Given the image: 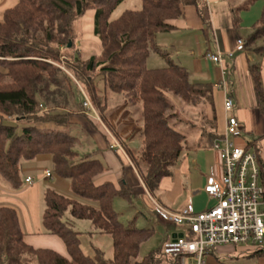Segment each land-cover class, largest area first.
I'll use <instances>...</instances> for the list:
<instances>
[{
  "label": "trees",
  "instance_id": "obj_1",
  "mask_svg": "<svg viewBox=\"0 0 264 264\" xmlns=\"http://www.w3.org/2000/svg\"><path fill=\"white\" fill-rule=\"evenodd\" d=\"M125 1L19 0L0 20V179L19 190L24 185L22 162L50 157L55 174L69 179L75 194L98 203L96 208L51 189L45 192L44 228L63 241L67 256L28 244L18 211L10 206H0V264H25L27 255L34 257L38 264L181 263L178 258L167 257L163 246L136 261L142 246L154 236V230L139 229L134 222L125 226L114 207L117 199L131 201L136 195L133 189L125 183L120 189L111 182L97 185V178L107 172L108 167L91 156L80 158L75 149V136L22 124L77 125L72 116L83 115L85 111L80 85L108 127L111 124L107 95H125L129 106L141 105L143 123L139 134L141 149H128L126 153L151 196L160 189L162 180L172 175L186 150L212 148L219 137L217 118L215 115L210 118L207 112V105H213L214 87L194 83L190 72L173 63L156 42L159 34L170 31L173 23L184 16L186 7L195 6L202 17L203 7L198 0H141L140 10H127L111 21L114 11ZM253 3L250 1L244 7L232 9L233 25L237 30L241 27L240 12L248 10ZM92 10L96 12L94 34L100 40V47L96 54L84 58L78 49L75 23ZM252 30L248 49L262 56L264 7ZM152 52L160 55L168 67L148 68ZM62 64L70 74L58 66ZM248 71L263 105L260 67L250 64ZM101 83L104 89H101ZM170 95L189 107L184 109L188 115L191 110L198 109L200 117L189 115L193 121L186 122L177 112ZM7 120H16L17 124H8ZM187 124L190 132L198 135L194 146L188 145L189 133H185L183 127ZM247 148L258 157L264 184L260 147L252 142ZM68 210L74 218L90 221L97 233L112 238V260L106 261L102 250H96L94 256L84 253L81 233L63 220ZM217 249L220 248L211 250ZM246 252L264 257V247L247 248Z\"/></svg>",
  "mask_w": 264,
  "mask_h": 264
},
{
  "label": "crops",
  "instance_id": "obj_2",
  "mask_svg": "<svg viewBox=\"0 0 264 264\" xmlns=\"http://www.w3.org/2000/svg\"><path fill=\"white\" fill-rule=\"evenodd\" d=\"M253 1V5L248 10L240 12L241 27L237 30L233 25L232 9L243 7L245 2L240 6H232L230 0H198L203 7V17L195 6L186 7L184 16L173 23V28L170 31L159 34L156 42L162 50L169 54V59L173 63L177 61L178 65L187 70L188 68L193 70L191 76H193L194 83L211 84L214 87L213 105H207V112L210 118L213 115L217 118L218 135L222 136L225 133L228 118L236 117L247 134L246 140H237V144L246 146V144L255 142L260 147V159L264 166V104H260L254 81L248 71L250 64H257L260 67L264 89V55L255 54L250 49H248V53L237 50V41L243 38L242 31L252 30V26L260 18L264 7V0ZM18 2L19 0H0V20L4 13L8 9L14 8ZM249 38L250 36L244 41L248 42ZM95 47L99 51L100 44L98 43ZM208 52L213 54L221 52L223 62L221 64L209 63L205 59ZM228 97L234 101L235 107L232 113H227L225 110V101ZM130 109L128 104L113 111H110L108 107V117L111 126L117 127V137L125 146V150L138 151V148L133 146L140 138L141 128L134 122ZM91 118L94 117L84 111L83 115L72 116V121L79 125H86L87 122L95 125ZM96 120L100 122L97 118ZM90 133L96 140L99 149L107 150L103 159L108 170L112 171L100 175L96 184L111 182L120 189L122 183H125L133 189L136 195L145 194L143 199L146 205L157 214L154 203L156 201L149 194L128 157L125 156L129 162L128 167H122L114 155V153L116 155L118 153L110 148V138L107 132L104 135L106 136L105 144L94 131H90ZM49 158L39 160L38 165L21 164L24 185L19 190L13 189L7 181L0 179V206H10L18 211L28 244L35 248L51 249L67 256L63 241L57 236L47 233L43 225L44 194L50 189L46 184L48 180L54 182L53 175L46 176L47 173H50L52 159ZM219 158V152L212 148L188 151L186 156L183 153L182 158L173 169L172 175L161 182L158 190L161 200L158 204L173 212L180 211L187 206H192L197 213L211 209L216 201L205 193L204 188L211 173H214L218 182L222 184L224 171L221 158L220 160ZM41 170L42 174H36ZM28 178H33L32 185L26 183ZM57 185L58 182H55L53 189L56 191L59 188ZM157 216L159 217L158 214ZM187 233L188 229L175 228L172 237L165 242L173 240L174 235L180 236ZM226 248L209 251L205 256V264H221L216 256V251H229L224 250ZM94 249L95 251L101 250L98 247H94ZM246 251L247 249L240 250L241 253L247 254ZM188 264H195V260L189 259Z\"/></svg>",
  "mask_w": 264,
  "mask_h": 264
},
{
  "label": "built area",
  "instance_id": "obj_3",
  "mask_svg": "<svg viewBox=\"0 0 264 264\" xmlns=\"http://www.w3.org/2000/svg\"><path fill=\"white\" fill-rule=\"evenodd\" d=\"M237 50L248 53L247 42L239 39ZM205 59L209 63L221 64L223 54L208 52ZM82 95L85 112L94 115L106 129L110 148L127 156L124 145L104 125L90 98L84 91ZM234 107L233 99L228 97L225 101L226 112L232 113ZM246 135L239 120L230 116L225 133L213 142L212 149L220 154L224 178L220 184L214 173L208 177L204 191L216 201L211 209L197 213L192 206H187L173 212L154 202L162 220L176 226H186L191 234L190 237L187 233L182 238L165 242L163 252L167 257L180 259V264H188L189 259H194L195 264H205V256L213 248L264 245V184L258 157L247 148V144H237V140H246ZM46 176L51 177V174L47 173ZM26 183L32 185L34 182L28 178Z\"/></svg>",
  "mask_w": 264,
  "mask_h": 264
},
{
  "label": "rangeland",
  "instance_id": "obj_4",
  "mask_svg": "<svg viewBox=\"0 0 264 264\" xmlns=\"http://www.w3.org/2000/svg\"><path fill=\"white\" fill-rule=\"evenodd\" d=\"M250 1H253V0H241V1L235 0L234 2H232V6H240L244 2L245 3L243 5L246 6L247 4H250ZM141 8H142L141 0H126L114 11V13L111 16V21L118 19L127 10H140ZM95 15H96V12L94 10L89 11V13H87L86 16H84L83 18H80L75 23V30H76L77 41H78L77 43L78 45H81L80 47L78 46V49L80 50L84 58H89L90 56L96 54L97 53L96 51L98 50H97V47H95V45H97L98 43L100 44L99 38L95 36L94 34ZM253 33L254 31L251 29L242 31L241 33L243 37L242 39L247 40V38L251 36ZM89 42L91 44H86ZM175 63L178 64L177 61H175ZM58 66L61 69H63L65 72H68L64 64L58 65ZM165 67H168V63L160 55L152 52L148 60V68L160 69V68H165ZM188 71L192 75L193 70L191 68H188ZM100 87L101 89H104L105 86L103 83H101ZM79 88H80L81 93L82 91L86 93V91L80 85H79ZM169 97L172 103L176 106L177 112L180 114V117L186 120V122L193 121L190 116H192L193 118H197V119L200 117L198 109L191 110V112H189V115H190L189 116L187 112L184 110V109L187 110L189 107L187 106L185 107L177 98L171 95ZM107 98L109 99L108 105H109L110 111H113L114 109L119 108L120 106L124 104H128V98L125 95H113L112 93H109L107 95ZM94 107L96 108L95 105ZM130 108H131L130 111H131L132 118L134 119V122L136 123L138 127L142 128L143 123H142L141 105H136L134 107L130 106ZM96 110L100 118L102 119L101 113L98 111L97 108ZM91 116L94 117V115H91ZM91 119L94 120L93 122L95 123V125H92L91 123H88V122L86 123V125L77 124V125H70V126L57 125L51 122H48V123L26 122L23 124L25 126L37 125L38 127L42 129L69 133L77 138L75 149L80 154V158L83 159L86 156H91L94 159L102 160L106 164L105 160L103 159V155L106 153L107 150L106 149L100 150L99 147L97 146L96 140L92 137L90 133V131H94L98 136H100L101 140L105 144L106 136L104 135H106V129L103 128L102 124L98 122L95 117ZM6 123L12 124V125L17 124L16 120H7ZM183 127H184L185 133H189L188 145L194 146L198 135H195L190 132V128L188 124L184 125ZM116 128L115 127L113 128V126L107 127V129L110 130L111 133L117 137L118 133H117ZM99 129H102V130L100 131ZM133 147L134 148L137 147L138 151L141 149L140 138L136 140ZM188 151L189 150H186L184 152L185 156L187 155ZM116 152L118 154L116 155L114 153V155L116 156L120 165L122 167H128L129 162L126 159L128 155L126 156L121 151H118V150H116ZM43 158H49V157H40L32 161H23L22 163L23 164L30 163V164L38 165L39 160ZM49 172L51 175H53L54 182L52 180H48L46 184L48 188H50L51 190H54L55 192H57L58 194L62 196L75 200L81 204L91 205L96 208L98 207V203L82 198L78 196L77 194H75L71 188V181L69 179L60 178L55 174L52 161H51V165L49 168ZM107 172H112V171L111 169H109ZM36 174H42V170L36 172ZM55 182H58L57 186H59V188H57V190L59 192L53 189ZM144 195L145 194H142V193H140L139 195H134L131 201L117 199L114 204L115 210L119 213L120 221L125 226H130L134 222L135 227L139 229H153L154 230V236L152 237L150 241H148L145 245L142 246L141 253L136 261H141L144 257L150 255L153 252L158 251L164 245L165 241L168 238L172 237L175 231V228L176 229L177 228L187 229L186 226H183V227L176 226L174 224H170L169 222L160 219V217H158L157 214L153 212L152 210H150V208L146 205L143 199ZM152 197L154 201H156L157 203L161 200L160 196L158 195V191ZM63 220L71 229H73L76 232L81 233L80 235L81 245L86 255L93 256L95 254L94 247H98L104 252L106 261H110L113 259V240L109 235H102L100 233H97L95 229L93 228V225L90 221L78 220L74 218L71 215L70 210H68L65 213ZM262 247H264V245L254 246V245L248 244V245L240 246L237 249L226 248L224 250H229V251H225V252L216 251V256L218 258V261H220L221 264H264V257H255L252 255H247L246 253L240 252L241 249L246 250L247 248H251L252 250H254V249H259ZM250 254H252V252H250ZM25 264H38V263L34 257L27 255L25 257Z\"/></svg>",
  "mask_w": 264,
  "mask_h": 264
},
{
  "label": "water",
  "instance_id": "obj_5",
  "mask_svg": "<svg viewBox=\"0 0 264 264\" xmlns=\"http://www.w3.org/2000/svg\"><path fill=\"white\" fill-rule=\"evenodd\" d=\"M70 46H71V45H70ZM177 237L182 238V237H184V234H181L180 236H176V235H174L173 239H176Z\"/></svg>",
  "mask_w": 264,
  "mask_h": 264
}]
</instances>
